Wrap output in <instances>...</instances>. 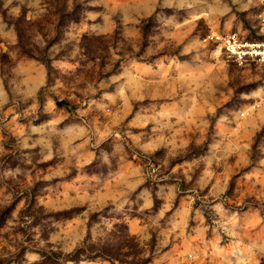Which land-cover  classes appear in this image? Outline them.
<instances>
[{"label":"rangeland","instance_id":"obj_1","mask_svg":"<svg viewBox=\"0 0 264 264\" xmlns=\"http://www.w3.org/2000/svg\"><path fill=\"white\" fill-rule=\"evenodd\" d=\"M264 0H0V264H264Z\"/></svg>","mask_w":264,"mask_h":264},{"label":"built area","instance_id":"obj_2","mask_svg":"<svg viewBox=\"0 0 264 264\" xmlns=\"http://www.w3.org/2000/svg\"><path fill=\"white\" fill-rule=\"evenodd\" d=\"M257 23L263 33L260 39L247 40L233 30H209L203 35L202 41L215 45L228 61L238 67L264 64V10L257 14Z\"/></svg>","mask_w":264,"mask_h":264}]
</instances>
